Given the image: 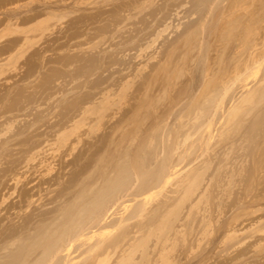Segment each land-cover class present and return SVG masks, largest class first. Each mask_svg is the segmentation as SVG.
I'll return each instance as SVG.
<instances>
[{"label":"rangeland","instance_id":"1","mask_svg":"<svg viewBox=\"0 0 264 264\" xmlns=\"http://www.w3.org/2000/svg\"><path fill=\"white\" fill-rule=\"evenodd\" d=\"M261 89L264 0H0V264H264Z\"/></svg>","mask_w":264,"mask_h":264},{"label":"bare ground","instance_id":"2","mask_svg":"<svg viewBox=\"0 0 264 264\" xmlns=\"http://www.w3.org/2000/svg\"><path fill=\"white\" fill-rule=\"evenodd\" d=\"M261 90H263V89H261ZM260 92H262V91H260ZM263 93H264V90H263ZM250 94H251V93H250ZM254 95H255V94H254ZM251 96H252V95H251ZM257 97H258V96H257ZM261 97H262V95H261ZM263 97H264V96H263ZM248 98H249V96H248ZM254 98H256V97H254ZM259 99H260V98H259ZM256 100H257V99H256ZM259 101H260V100H259ZM247 102H248V101H247ZM253 102H254V101H253ZM256 102H257V101H255V103H256ZM251 103H252V102H251ZM256 104H257V103H256ZM256 104H255V105H256ZM249 105H250V103H249ZM253 123H254V122H253ZM235 126H236V125H235ZM141 162H143V159L141 160ZM163 164H164V163H163ZM163 164H162V166H163ZM162 166H160V167H157V166H156V168H158V169H156V168H155L156 170H155V169H154V170L152 169L153 171L150 169L152 172H151L150 170H148V171H147V170H141V168H139V166H137V167H138V170H139L138 173H137V174H138L137 180L140 179V181H141V182H140L141 184H140L139 182H138L137 184H140V185L147 184V182H148L149 180H150L149 182H151V179H152L153 176H158L159 174L162 173V170H163V167H162ZM126 168H127V167H126ZM118 169H119V170L121 169V171H119V172L123 174V170H124L123 167L118 168ZM128 172H129V171H128ZM125 173H127V170L125 171ZM172 173H173V172H172ZM174 173H175V172H174ZM137 174H136V176H137ZM126 175H127V174H126ZM163 175H164V174H163ZM122 176H123L124 178L121 179ZM122 176H120V179H121V180L119 179V177H118V179H117L118 181L115 180V183H116V184L114 183V184L116 185L115 187H113L114 184H112V182H111V184L113 185V186H111V184H110V186L113 187L112 190H113L114 188H117V189H118V188H119V189H120V188H123L124 190L127 189L128 186L126 187V180H125V177H126V176H124V175H122ZM159 176H160V175H159ZM159 176H158L157 178H159ZM165 176H166V175H165ZM169 176H170V175H169ZM153 179H154V177H153ZM153 179H152V180H153ZM158 180H159V179H158ZM110 181H111V180H110ZM112 181H113V180H112ZM117 182H118V183H117ZM109 183H110V182H109ZM191 183H192V182H191ZM127 184H128V183H127ZM106 185H108V184H106ZM150 185H151V184H150ZM190 185H191V184H190ZM124 186H125L126 188H124ZM137 186H138V185H137ZM191 186H192V185H191ZM145 187H147V185H146ZM107 188H108V187H107ZM107 188H106V189H107ZM109 189L111 190V188H109ZM104 190H105V189H104ZM120 190H122V189H120ZM107 191H109V190L107 189ZM107 191H106V192H107ZM114 191H115V193H117L116 189H115ZM104 192H105V191H104ZM113 193H114V192H113ZM100 194L102 195V193H100ZM108 194H109V192H108ZM111 194H112V193H111ZM96 196H97V195H95V197H96ZM99 197H102V199H104L103 195H102V196H99ZM97 198H98V197H97ZM105 198H106V197H105ZM108 198H109V197H108ZM111 198H112V196H111ZM109 199H110V198H109ZM97 201H98V200H94V201H92V205H93V202H94L95 205H96V203H97V208H96V206H95V208H92V206L90 205L91 208H92L93 210H92V211L90 210L91 212H89V211H88V212H89V213H92V212H93V213L91 214L92 216H91L89 213H85V212H84L85 209H86V212H87V210H88L86 207H85L84 210H83L84 213L81 212L82 210L80 211L81 214H80V213H77V215L80 216V217H78V218H79L78 221H77V219L75 218V216H73L75 213H73V215L70 214V215H72V216L75 218V222H74L73 224L70 225L71 227H69V226H68L69 228L67 227V228H68V231L65 230L66 232H65V231H61V232H60L59 229H56V231L58 230V231L60 232V233H59V232L57 231L56 234H57V235L59 234V236L56 237V235H55L56 239H58V238H59V239H60V238H63L64 236L66 237L65 234H67V232H68L69 234H70V232L75 231V230H76V232H77V229L80 228L82 225H84V224L86 223L85 221L88 220V218H87L88 216L85 217V216H84L85 214H89L90 217H93L94 215H96V214H94V210H95V209H96L95 213H96V212H101V211H97V209L100 208V207H99V206H100V205H99L100 203L97 202ZM99 201H100V198H99ZM101 202H102V200H101ZM90 204H91V203H90ZM84 205H85V204H84ZM86 205L89 206L87 203H86ZM86 205H85V206H86ZM142 205H143V204H142ZM82 206H83V205H82ZM90 206H89L88 208H90ZM98 207H99V208H98ZM102 207H103V206H102ZM102 207H101V210H102ZM76 208H77V207H76ZM80 208H81V207H80ZM141 208H143V207L141 206ZM139 209H140V208H139ZM76 211H79V210L77 209ZM72 212H73V211H72ZM74 212H75V210H74ZM69 213H70V212H69ZM93 214H94V215H93ZM97 214H99V213H97ZM109 214H110V213H109ZM77 215H76V216H77ZM101 215H102V212H101ZM103 216H104V215H103ZM107 216H108V215H107ZM84 217L86 218V219H84L85 221L83 220ZM96 217L98 218V216H96ZM96 217H94V218H96ZM100 217L103 218L102 216H100ZM69 218H71V217L69 216ZM101 218H100V220H101ZM90 219H91V220H88V221H92V220H93L92 218H90ZM103 219H104V218H103ZM106 219H107V218H106ZM72 220H73V218H72ZM70 221H71V220H70ZM83 221H84L85 223H84ZM88 221H87V222H88ZM65 222H66V223H65ZM65 222H64V224H62L61 222H60V223H61L64 227H65L66 224H67V225L70 224V223H69V224L67 223L68 221H65ZM71 223H72V221H71ZM91 223H92V222H91ZM100 223H101V222H100ZM89 224H90V223H89ZM67 225H66V226H67ZM80 225H81V226H80ZM79 226H80V227H79ZM84 226H85V225H84ZM87 226H89V225L87 224ZM58 228H59V227H58ZM60 228H62V227L60 226ZM70 228H71V229H70ZM82 228H83V227H82ZM62 229H63V228H62ZM62 229H61V230H62ZM64 229H65V228H64ZM80 230H81V229H80ZM76 232H75V234H76ZM72 234H73V232H72ZM77 235H78V233H77ZM74 236H75V235H74ZM76 237H77V236H76ZM76 237H74L75 240L77 239ZM78 238H79V237H78ZM63 239H66V238H63ZM67 239H69V238L67 237ZM71 239H72V237H71ZM59 241H61V239H60ZM67 241H69V240H67ZM69 242H70V241H69ZM52 243H53V242H52ZM65 243H66V242H65ZM55 244L57 245V243H55ZM66 244H67V243H66ZM66 244H65V245H66ZM53 245H54V244H52V248H53ZM56 245H54L55 248L58 246V245H57V246H56ZM60 245H62V244H60ZM63 245H64V244H63ZM65 245H64V246H65ZM48 246H49V245H48ZM50 246H51V245H50ZM50 246H49V247H50ZM68 246H69V245H68ZM68 246H67V247H68ZM49 247H48V248H49ZM65 248H66V247L61 248V247L59 246L58 249L56 248L55 254H53V253L51 252V253L54 255V257H55V258H53V259H52V257H51L52 262H54L56 259H59L58 256H62V254L60 255L59 253H61L62 250L65 251ZM69 248H70V247H69ZM46 249H47V248H46ZM59 249H60V250H59ZM66 249H67V248H66ZM52 250H53V249H51V251H52ZM57 250H59V251H58L59 253H58L57 256H56V252H57ZM69 250H70V249H69ZM69 250H68V251H69ZM47 251H48V250H47ZM68 251H67V252H68ZM44 252H46V251H44ZM44 252L42 253V255H44V254L47 253V252H46V253H44ZM49 252H50V250H49ZM70 252H71V251H70ZM51 253H49V254H51ZM69 254H70V253H69ZM53 255H51V256H53ZM63 255H65V254H63ZM66 255L68 256V254H66ZM46 256L49 258V256H48L47 254H46ZM56 257H57V258H56ZM43 258H44L45 260L47 259V258H45V256H44ZM60 258H61V257H60ZM51 259H50V260H51ZM54 259H55V260H54ZM61 259H62V258H61ZM50 260H49V261H50ZM53 260H54V261H53ZM66 260H67V259H66ZM49 261L47 262L48 264H49ZM52 262H50V263H52ZM58 262H59V261H58ZM58 262H56V263H58ZM63 264H64V263H63Z\"/></svg>","mask_w":264,"mask_h":264}]
</instances>
